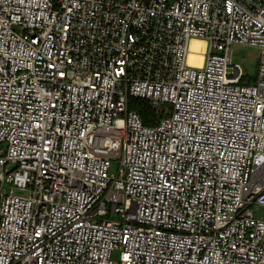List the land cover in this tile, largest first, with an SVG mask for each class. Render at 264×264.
Wrapping results in <instances>:
<instances>
[{"label":"built area","instance_id":"obj_1","mask_svg":"<svg viewBox=\"0 0 264 264\" xmlns=\"http://www.w3.org/2000/svg\"><path fill=\"white\" fill-rule=\"evenodd\" d=\"M258 209L264 0H0V264H264Z\"/></svg>","mask_w":264,"mask_h":264},{"label":"rangeland","instance_id":"obj_2","mask_svg":"<svg viewBox=\"0 0 264 264\" xmlns=\"http://www.w3.org/2000/svg\"><path fill=\"white\" fill-rule=\"evenodd\" d=\"M259 54L260 50L256 47L245 46V45H233L232 46V64L239 65L242 68L243 73L245 74V82L249 81V79H253L258 73V63H259ZM166 107L165 105H162ZM117 164L114 163L110 173L117 172ZM264 213L263 209H258L255 212L256 216H261ZM120 251L116 249L113 252L114 260L119 258Z\"/></svg>","mask_w":264,"mask_h":264},{"label":"trees","instance_id":"obj_3","mask_svg":"<svg viewBox=\"0 0 264 264\" xmlns=\"http://www.w3.org/2000/svg\"><path fill=\"white\" fill-rule=\"evenodd\" d=\"M255 79L256 77L251 80L249 79V81L245 83H253ZM129 108L140 114L145 125H154L159 120V117L156 115L149 101L138 98H130Z\"/></svg>","mask_w":264,"mask_h":264},{"label":"bare ground","instance_id":"obj_4","mask_svg":"<svg viewBox=\"0 0 264 264\" xmlns=\"http://www.w3.org/2000/svg\"><path fill=\"white\" fill-rule=\"evenodd\" d=\"M205 43L198 40H193L191 50L193 51L189 56V63L195 66H201L203 63V52Z\"/></svg>","mask_w":264,"mask_h":264}]
</instances>
